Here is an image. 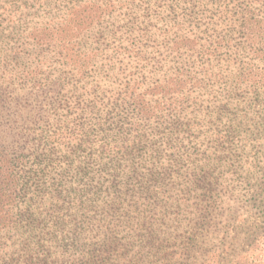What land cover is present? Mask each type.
<instances>
[{"label": "trees", "instance_id": "trees-1", "mask_svg": "<svg viewBox=\"0 0 264 264\" xmlns=\"http://www.w3.org/2000/svg\"><path fill=\"white\" fill-rule=\"evenodd\" d=\"M62 3L0 57V264H264V0Z\"/></svg>", "mask_w": 264, "mask_h": 264}, {"label": "rangeland", "instance_id": "rangeland-1", "mask_svg": "<svg viewBox=\"0 0 264 264\" xmlns=\"http://www.w3.org/2000/svg\"><path fill=\"white\" fill-rule=\"evenodd\" d=\"M65 0H0V57L5 55H12L13 50L21 49V47L28 48L34 51V55L36 58H39L40 61H44L46 58L52 56V47L46 43L47 39H42L39 42V45H33L32 41L27 38V36L32 31L28 29L29 26H38L41 21H44L46 18L49 17L50 14L61 13ZM24 13L26 15H21ZM117 28V25L114 27ZM22 44V45H21ZM159 49V53H161L160 47H153L152 50ZM94 51H96L94 49ZM111 56L110 52L108 55H102L97 57L96 64L99 66L101 65L100 60H106ZM227 56H221V59ZM120 59V58H119ZM158 59V58H156ZM161 59V56H159ZM216 61V60H215ZM212 61V62H215ZM161 62V60H160ZM231 63V62H230ZM152 64V63H151ZM52 62L45 63L41 67L43 68L42 71H45V75L51 74ZM160 67V66H159ZM117 68H120L119 77L121 78L120 74L123 70L124 66L120 67L117 65ZM152 67L147 66L143 72ZM96 70L97 68L94 67ZM99 73L93 74L92 77L89 79H84L82 83H84V93H88V89L92 85H96L98 81H105L103 79L106 74H109L107 70L97 69ZM83 85V84H82ZM68 89H64V93ZM83 91V90H80ZM80 91L76 92L75 94L80 93ZM70 95V93L68 94ZM191 107L188 109L190 110ZM206 114V111H203ZM210 117V115L208 116ZM197 120V118H195ZM208 126L204 128L207 130ZM206 145L202 146L205 147ZM229 166L225 163L224 166L220 169L222 172L226 171ZM173 243V242H171ZM264 248V245H260V248ZM165 247H161V257L164 255H171L173 251H175L174 246H171L170 249L166 250ZM177 259L178 256H175Z\"/></svg>", "mask_w": 264, "mask_h": 264}]
</instances>
